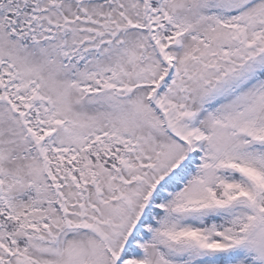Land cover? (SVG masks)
<instances>
[{
    "label": "snow or ice",
    "instance_id": "6c2138e0",
    "mask_svg": "<svg viewBox=\"0 0 264 264\" xmlns=\"http://www.w3.org/2000/svg\"><path fill=\"white\" fill-rule=\"evenodd\" d=\"M0 264H264V0H0Z\"/></svg>",
    "mask_w": 264,
    "mask_h": 264
}]
</instances>
